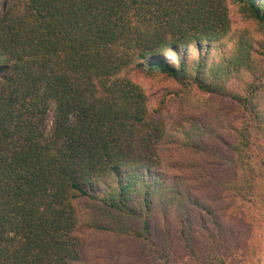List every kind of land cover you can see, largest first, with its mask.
I'll return each instance as SVG.
<instances>
[{"label": "trees", "instance_id": "1", "mask_svg": "<svg viewBox=\"0 0 264 264\" xmlns=\"http://www.w3.org/2000/svg\"><path fill=\"white\" fill-rule=\"evenodd\" d=\"M138 75L186 112L155 116ZM259 190L264 0H0V264H227Z\"/></svg>", "mask_w": 264, "mask_h": 264}, {"label": "rangeland", "instance_id": "2", "mask_svg": "<svg viewBox=\"0 0 264 264\" xmlns=\"http://www.w3.org/2000/svg\"><path fill=\"white\" fill-rule=\"evenodd\" d=\"M229 7L230 17L233 21V26H235L238 20L235 6L233 3H229ZM136 78L146 88L149 98V109L155 116L160 114L178 117L186 112L185 108L189 106L187 102L184 103V99L174 93H169L170 91H180V87L176 82L163 79L155 81L144 75H138ZM178 94L185 97L181 93ZM205 98L215 100V102L227 110V113L233 109L234 105L230 104L224 97L205 95ZM222 137L228 138L226 134ZM215 145L217 147L221 146V142L217 140ZM178 151L172 149L171 156H177L179 159L182 158V152ZM203 163L204 167L212 169L214 175L229 178L230 173H232L231 170H227L226 167L214 163L210 158L205 159ZM224 228L227 230V233L216 245V250L223 256L227 264H264V192L257 191L252 201L246 202L245 207L240 210L234 220L224 223ZM196 229L200 231L198 227ZM80 232L89 241L91 231L82 229ZM195 238L200 243L198 232H195ZM99 258L94 257L93 264H103V259ZM130 264H132V261H130ZM173 264L199 263L179 254L176 256Z\"/></svg>", "mask_w": 264, "mask_h": 264}]
</instances>
